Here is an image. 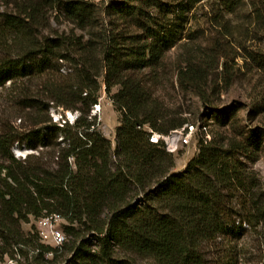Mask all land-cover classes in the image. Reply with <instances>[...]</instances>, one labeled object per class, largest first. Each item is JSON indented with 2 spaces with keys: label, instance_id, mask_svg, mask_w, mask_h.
<instances>
[{
  "label": "trees",
  "instance_id": "trees-1",
  "mask_svg": "<svg viewBox=\"0 0 264 264\" xmlns=\"http://www.w3.org/2000/svg\"><path fill=\"white\" fill-rule=\"evenodd\" d=\"M243 4L112 0L104 11L110 18L106 30L101 7L91 0H0V263L5 257L18 263L17 256H24L26 248L39 264L221 263L211 262L203 246L242 231L240 212L227 199L233 190L252 197L253 186L235 154L258 150L257 130L220 142L201 140L185 170L171 173L172 155L150 142L143 126L166 133L184 121L159 123L164 115L151 105L136 73L160 61L176 43L192 38L191 19L200 7H207L205 16L215 21L211 24L220 34L214 37L217 42L225 37L220 30H229L225 16ZM44 7L72 26L71 35L39 34ZM257 11L255 20L262 29L264 7ZM76 30L82 34L76 35ZM193 58H182L178 80L209 101L201 83H206L211 60ZM66 62L70 67L64 73L60 68ZM103 76L107 91L118 86L115 97L123 109L115 145L95 127V119L83 117L97 103ZM52 107L80 114L72 125L54 127ZM224 115L217 112L216 120L223 122ZM17 117L41 125V133L54 127L42 135L39 131L38 143L26 145L35 151L23 158L11 150L24 138L13 124ZM52 215L65 221V239L57 247L34 230L22 229L30 216ZM224 253L222 264H233L232 254Z\"/></svg>",
  "mask_w": 264,
  "mask_h": 264
},
{
  "label": "rangeland",
  "instance_id": "rangeland-1",
  "mask_svg": "<svg viewBox=\"0 0 264 264\" xmlns=\"http://www.w3.org/2000/svg\"><path fill=\"white\" fill-rule=\"evenodd\" d=\"M91 1L101 7V24L109 30L110 18L104 11L112 0ZM263 7L264 0H244L239 10L225 16L224 19L229 23V30L226 32L219 29L225 33V37L217 42L214 41V37L220 34L215 28V21L205 16L207 7H200L191 19L189 32L192 38L187 42L176 43L165 52L160 61L147 65L136 73L152 100L151 105L159 108L164 115L159 123L163 120L164 123L182 120L183 124L206 125L207 135L210 137L207 142L213 139L217 142L224 141L225 138L234 137L237 133L248 130H257L260 137L258 150H254V153L237 152L235 154L238 165L247 174L245 176L248 185L253 186L252 197L239 190H233L230 193L233 195L231 199L228 196L227 202H230L238 213L240 212L237 220L240 219L242 231L237 235H221L215 244L203 246L205 255L213 263L219 260L222 264L223 257L226 255L224 252L228 250L234 257L233 264H264V212L262 210L264 208V27L261 29L255 20L258 8L263 9ZM7 9H11V6ZM41 10L45 24H42L38 31L42 37H56L55 31H58V34L71 35L72 26L62 16L56 15L55 11L48 7ZM75 34L79 35L82 32L76 30ZM85 35L87 37L89 34ZM211 45L213 49L210 50ZM186 54L194 57V60L209 58L213 61L207 63L206 83H201V90L207 91L206 96L209 101L202 100L194 89L186 84H180L178 80L177 69ZM69 67L70 64L66 62L60 71L66 73ZM103 73L105 75V72ZM104 80V76L99 80L97 106L92 104L88 116L84 114L83 117L95 119V127L115 145L116 129L121 123L123 109L115 97L118 86L113 85L107 91ZM78 105L86 109L82 104ZM217 112H225L223 122L216 120ZM49 114L56 124L54 127L62 125L66 127V122L72 125L80 112L76 109L52 107ZM13 124L24 138L20 143L15 142L11 150L16 157L23 158L35 151L27 148L26 145L29 141L32 144L38 143L37 136H39L41 125H33L29 121L20 122L18 117ZM54 127L49 125L43 128V133L40 131V134L48 133V128ZM143 129L147 130L145 126ZM30 134L29 140H25V136ZM57 135L58 140L62 139L61 131H58ZM203 138L205 134L197 129L189 147L182 149L179 153L171 154L174 159L170 167L171 173L177 174L185 170L190 159L198 154L200 141ZM237 138L241 139V136ZM38 149L42 147L39 146ZM43 152L46 154V149H43ZM248 218L250 222L246 220ZM64 223V219L58 215L39 218L30 216L28 222H22V229L25 232L34 230L41 236L42 241L57 247L60 239L62 237L64 239L62 229ZM230 245L235 247V250L231 249ZM25 252L24 256H17L18 263L5 257L4 262L0 264H39L32 258L31 249L26 248ZM70 257L71 255H68L66 260ZM65 262L67 261L64 260L62 264Z\"/></svg>",
  "mask_w": 264,
  "mask_h": 264
},
{
  "label": "built area",
  "instance_id": "built-area-1",
  "mask_svg": "<svg viewBox=\"0 0 264 264\" xmlns=\"http://www.w3.org/2000/svg\"><path fill=\"white\" fill-rule=\"evenodd\" d=\"M95 106L97 105L95 104ZM144 126L150 133L148 137L149 141L161 145L163 149L170 154L179 153V151H181L182 149L189 147L192 137L197 129L205 134V138H203V141L205 143L207 142V139H210L209 135H207L208 129L206 125H194L193 123H185L180 127L169 130L166 133L154 131L147 125ZM62 238L60 239V244L62 243V241H64L65 236L64 239Z\"/></svg>",
  "mask_w": 264,
  "mask_h": 264
}]
</instances>
